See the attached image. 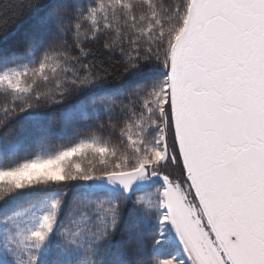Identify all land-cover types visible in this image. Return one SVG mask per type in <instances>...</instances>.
I'll use <instances>...</instances> for the list:
<instances>
[{"label":"snow or ice","instance_id":"6c2138e0","mask_svg":"<svg viewBox=\"0 0 264 264\" xmlns=\"http://www.w3.org/2000/svg\"><path fill=\"white\" fill-rule=\"evenodd\" d=\"M27 7L0 24V264H264V0Z\"/></svg>","mask_w":264,"mask_h":264},{"label":"trees","instance_id":"16d2710c","mask_svg":"<svg viewBox=\"0 0 264 264\" xmlns=\"http://www.w3.org/2000/svg\"><path fill=\"white\" fill-rule=\"evenodd\" d=\"M36 0H0V24L3 23L4 20H7V31L14 32L17 29V26L20 27V31H23V28L27 25L28 17H29V9L27 5L29 3H35ZM10 7V10L5 11V9ZM3 33L0 32V35ZM94 51H96L98 57L104 61L105 66L110 62L105 55V50L102 49L101 43H96L90 45ZM118 53L116 54V59H118ZM118 81H110V83H117ZM58 106H54L51 109L40 108L38 111L41 112H56Z\"/></svg>","mask_w":264,"mask_h":264}]
</instances>
